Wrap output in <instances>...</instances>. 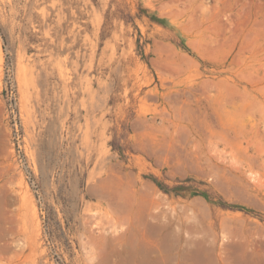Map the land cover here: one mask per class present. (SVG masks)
Instances as JSON below:
<instances>
[{
    "label": "rangeland",
    "instance_id": "obj_1",
    "mask_svg": "<svg viewBox=\"0 0 264 264\" xmlns=\"http://www.w3.org/2000/svg\"><path fill=\"white\" fill-rule=\"evenodd\" d=\"M0 264H264V0H0Z\"/></svg>",
    "mask_w": 264,
    "mask_h": 264
}]
</instances>
